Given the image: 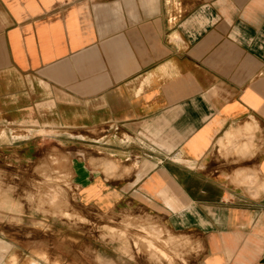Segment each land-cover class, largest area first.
Returning <instances> with one entry per match:
<instances>
[{
    "label": "crops",
    "instance_id": "obj_1",
    "mask_svg": "<svg viewBox=\"0 0 264 264\" xmlns=\"http://www.w3.org/2000/svg\"><path fill=\"white\" fill-rule=\"evenodd\" d=\"M41 131L84 218L138 209L195 264H264V0H0V161ZM34 248L0 234V264H76Z\"/></svg>",
    "mask_w": 264,
    "mask_h": 264
},
{
    "label": "rangeland",
    "instance_id": "obj_2",
    "mask_svg": "<svg viewBox=\"0 0 264 264\" xmlns=\"http://www.w3.org/2000/svg\"><path fill=\"white\" fill-rule=\"evenodd\" d=\"M45 134L41 131L42 140L35 143V158L23 163L11 149L0 161V234L28 250L40 246L43 252L36 255L43 260H49L51 246H58L76 264L196 263L199 245L138 209L81 216L66 170L71 156Z\"/></svg>",
    "mask_w": 264,
    "mask_h": 264
}]
</instances>
